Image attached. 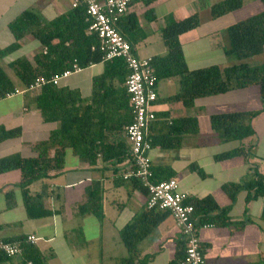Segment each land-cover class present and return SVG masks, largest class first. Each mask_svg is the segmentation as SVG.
Masks as SVG:
<instances>
[{"label": "crops", "instance_id": "0c3cea01", "mask_svg": "<svg viewBox=\"0 0 264 264\" xmlns=\"http://www.w3.org/2000/svg\"><path fill=\"white\" fill-rule=\"evenodd\" d=\"M195 1L198 0H136L126 15L136 18L137 27H133L128 16L118 27L131 40L135 55L153 57L163 55L167 50L160 35L167 17L178 20L197 13L198 26L179 35L188 69L236 63L235 58L224 52L228 46L226 29L262 11L264 3L262 0H243L240 8L212 17L211 5L221 0H203L198 5ZM72 2L0 0V48L15 41L8 24L22 11L33 10L50 21L70 9ZM130 28L131 32H126ZM18 43L16 50L2 58L1 66L9 68V64L20 57H26L34 64V54L43 51V46L31 35L24 36ZM253 59L264 61V49ZM9 69L13 70L12 81L16 88H23L16 71ZM102 71V62L93 63L62 78L59 85L77 90L88 102L92 78ZM156 90L157 100L153 106L156 120L151 124L153 135L162 134L163 124L174 118L194 117L198 124V132L186 131L177 147L163 149L160 145L152 146L150 158L153 169L158 170L157 177L161 181L168 180L171 172V178L178 181L179 189L186 192L189 199L210 195L220 209L229 208L230 224L199 229L200 247L206 264L264 263V194L247 201L249 192L241 188L232 201L222 189L223 184L242 183L256 172L264 175V99L258 87L199 97L188 106L182 101L167 100L178 91L177 78L159 79ZM33 96V93H25L0 100V125L7 129L20 128L19 136L0 142V158L13 153L25 158L34 156L32 146L47 140L51 131L58 127L57 122L43 120ZM256 110L260 113L251 120L253 134L241 141H223L211 128V115ZM241 146L245 148V154L215 158ZM53 154L54 148L50 151V155ZM128 165L127 159L117 163L115 160L103 161L100 156L89 164L80 160L71 148H66L63 168L49 172L47 178L30 185L31 193L43 190L44 207L53 211L52 215L37 219L27 216L19 188L20 171L1 173L0 240L34 235L38 238L34 245L47 256L48 264H120L127 251L119 232L133 218L143 214L140 228L154 226L138 242V258L144 259L143 264H182L184 244L179 227L167 211L148 212L147 190L137 186L134 179L122 178ZM191 165L199 168L204 176L191 170ZM161 168H164L162 173L159 171ZM92 184L98 187L101 217L78 212L79 205L86 202L87 190ZM9 193L14 200L11 208L6 207Z\"/></svg>", "mask_w": 264, "mask_h": 264}, {"label": "trees", "instance_id": "16d2710c", "mask_svg": "<svg viewBox=\"0 0 264 264\" xmlns=\"http://www.w3.org/2000/svg\"><path fill=\"white\" fill-rule=\"evenodd\" d=\"M262 2L264 3V0ZM200 3H203V0L195 1V5ZM242 4L243 0H221L211 5L210 13L212 17H219L240 8ZM127 16L125 14L122 17L116 24V28L129 42L133 52L131 40L118 27ZM128 17L133 27H137L136 18L132 15ZM198 24L197 13L178 20L168 16L165 25L160 29L161 39L167 50L163 55L151 57L156 84L159 79L177 78L178 81L177 93L167 100L182 101L185 106H188L199 97L249 86H257L264 99V61L258 62L253 59L264 49V9L227 27L228 46L224 52L237 61L228 66L213 65L196 70L188 69L179 35L197 27ZM8 28L15 41L7 47L0 48V61L17 49L18 42L26 35H31L43 46V50L45 49V51L34 54V64L26 57L17 58L9 64V68L16 71L22 87L29 85L36 77L49 78L66 69H72L73 63L80 68L93 63H103L101 74L92 78V91L88 102L81 98L77 90L59 84H45L34 93L32 99L43 120L57 122L58 127L51 131L47 140L37 142L32 146L34 156L25 158L19 153H13L0 158V174L15 169L21 173L19 188L28 218H43L52 215L53 211L44 207L43 190L31 193L30 185L47 178L49 172L63 168L66 148H71L80 160L89 164L94 163L98 156L103 161L115 160L117 163L128 160V144L124 128L132 119L130 99L125 88V79L129 70L123 58L103 59L96 35L87 31V17L80 6L70 7L64 14L50 21L44 20L33 10H24L9 22ZM131 30L130 28L126 32H131ZM15 88L16 84L0 64V100ZM259 113L260 110L211 115L209 117L211 128L223 141H241L253 134L251 120ZM163 126L164 132L157 136L152 134L150 126L152 146L160 145L163 149H171L179 145L186 131L198 132L197 120L194 117L174 118L165 122ZM19 135V127L7 129L0 125V142ZM52 148H54V154L50 155ZM244 149L241 146L234 151L218 154L215 158L245 154ZM190 169L204 176V173L194 165H191ZM152 171L153 181H161L157 177L158 170L152 167ZM159 171L162 173L164 168ZM172 175L173 173L170 172L168 179ZM134 183L144 188L138 181L134 180ZM241 188L249 192L247 201L263 195L264 175L256 172L252 178L242 183L229 182L222 185V189L232 201ZM87 191V200L79 205L78 212L80 214L92 213L101 217L98 187L92 184ZM185 203L193 205L192 215L197 219L198 225L226 226L231 223L227 215L229 208L220 209L210 195L201 199L188 198ZM13 205L14 200L12 194L9 193L6 207L11 208ZM147 210L148 212L160 211ZM142 216L143 214L137 215L119 232L127 251L126 257L120 261V264H143L144 259L138 258L139 253L136 246L150 232L154 224L148 225L145 229L140 228ZM25 239V236L3 239L21 243V254L11 258L15 264H48L47 256ZM8 260L10 258L0 254V263Z\"/></svg>", "mask_w": 264, "mask_h": 264}, {"label": "built area", "instance_id": "2783aa9c", "mask_svg": "<svg viewBox=\"0 0 264 264\" xmlns=\"http://www.w3.org/2000/svg\"><path fill=\"white\" fill-rule=\"evenodd\" d=\"M134 1L136 0H73L71 7L80 6L84 9L88 21L87 31L96 35L103 59L123 58L129 70L125 79V88L130 99L132 119L124 128L129 165L122 174V178L134 179L147 190V209L167 211L173 217L185 244L182 264H206L198 232L200 228L211 226V224L198 225L197 219L192 215L193 205L185 203L188 194L179 189L175 178L157 182L152 179L150 158L152 138L149 129L156 120L153 109L157 100L156 76L151 57H136L129 42L116 28V24L127 14ZM79 69L80 67L73 63L72 69H66L49 78L36 77L29 85L6 93L5 98L17 94H34L48 83L58 85L62 78ZM37 240L38 238L34 235H28L25 239L30 244H34ZM21 251L19 241L0 240V254L10 258L0 264H15L12 259L19 256Z\"/></svg>", "mask_w": 264, "mask_h": 264}, {"label": "rangeland", "instance_id": "374dc122", "mask_svg": "<svg viewBox=\"0 0 264 264\" xmlns=\"http://www.w3.org/2000/svg\"><path fill=\"white\" fill-rule=\"evenodd\" d=\"M1 64V63H0ZM4 68V70L10 75L11 79L14 80V76L12 75L11 71H13L12 69H9L6 65L2 66ZM23 154H28V153H24Z\"/></svg>", "mask_w": 264, "mask_h": 264}]
</instances>
